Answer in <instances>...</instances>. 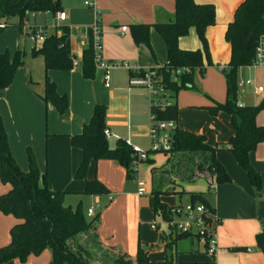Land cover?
<instances>
[{
	"label": "crops",
	"instance_id": "crops-1",
	"mask_svg": "<svg viewBox=\"0 0 264 264\" xmlns=\"http://www.w3.org/2000/svg\"><path fill=\"white\" fill-rule=\"evenodd\" d=\"M243 1L194 0L198 5L210 4L215 8V23L205 33L213 65L205 67L202 73L197 72L194 89L185 90L191 91L192 98L199 102L197 105H191L194 109H209L216 103L224 104L226 102V100L223 101V94L225 98L227 94L224 73L221 68L224 69L227 66L230 60L231 48L225 35L228 25L233 21L235 11ZM86 2L92 4L93 8L87 7ZM175 11V0H86L84 7L70 9V14H66L67 17L63 21L69 22L66 27L70 29L71 51L80 65L68 72H47L48 79L56 84L58 94L68 97V110L60 115L53 105L43 103L39 97L31 95L28 90H24L26 99H20V90L19 92L16 90L15 79L9 89L0 92V112L6 125L5 129L8 134L10 150L13 151L18 145L21 150L26 147L36 150L46 142V144L48 143L49 158L51 157L53 162L57 160L69 170H73L76 166L79 168L83 158L82 151L71 145L70 138L82 132L83 126L91 121L94 108L98 104L107 107L106 130L111 134V138L108 140L109 147L114 149L117 141L122 139L133 148H142L148 116L151 121V93L146 92L145 88L131 87L129 85L131 73L124 67L109 71L108 88H105L104 72L101 70L96 71L93 80H85L82 76L80 61L83 51L88 45L90 29L94 24L99 23L103 34L101 54L105 61L126 62L128 65L141 70L163 66L167 60V46L155 25L173 22ZM59 12H64L62 7ZM46 14L50 13L36 14V16ZM52 16L55 19L56 15ZM136 25L151 26L148 44L135 43L132 28ZM44 27L48 33L49 28ZM59 28L56 27L57 33H59ZM123 28H127L126 31H123ZM179 47L185 51L202 49V43L194 28L190 29L187 36L180 38ZM35 48L40 47L35 46ZM1 53L4 52L1 51ZM35 58L42 59L41 56ZM245 68H240L238 74L243 75ZM19 70L22 71V67ZM257 78L261 79L259 72ZM248 81L252 82L251 85L255 84V80L241 81L239 85L244 84L241 88L251 86L246 85ZM196 87L202 93L203 98L193 94ZM259 87L261 86L255 87L254 94L256 96L250 99L249 103L237 101L239 105H260L264 101V88L262 87V93H257L256 90ZM184 93L187 92L182 94ZM18 96L19 99H17ZM2 101L5 104L7 102L8 114ZM12 103H16V106L14 107ZM23 106L28 107V112L24 122L21 121L24 130V133H21L19 123H17V115L16 113L13 115V109L16 108L20 112L21 118ZM188 112L193 117L202 115L206 121L202 126L194 128L186 126L181 117L179 121L177 120L178 127L184 131L205 136L210 146L215 147L226 144L234 135V129L228 115L218 113L216 117H208L207 112L193 110H181L180 114ZM12 123L15 128L11 127ZM256 123L259 126H264L262 113L257 116ZM109 141H112V143H109ZM15 142L18 145H15ZM47 156L48 154H46ZM217 159L230 175L231 183L212 184L209 187L210 180L199 179L191 184L179 185L175 194L178 196L182 190L186 194V186L197 185L202 180L207 182L205 189L198 192L204 194L219 220L217 229L219 251L217 254H209L205 243L194 236L176 239V235L168 233L165 227H160L158 230L153 229L151 226L157 222V218L160 219L159 214L157 217H154L153 214L152 220L145 218L139 204L141 197L138 196V193L130 190L125 192V188L129 189L127 187L129 178L125 168L117 162L109 160L99 161L97 177L108 188L110 194L102 197L94 196L96 200L91 207L96 208L99 203V208L95 209L97 215L103 210L101 198L105 197L110 202L106 206L107 209L103 217H100L101 224L98 235L101 247L126 253L133 261H135L140 247L147 252L149 259L155 263L173 258L177 264L196 262L264 264V254L257 248L255 243V236L262 231L264 224V143L258 145L257 149L251 152L249 156L252 167L262 178V192L260 195H257L247 173L238 165L231 152L219 151ZM95 178L96 176L91 175L87 180H94ZM134 179L135 177L130 181L136 184ZM85 185L86 183L80 189L82 191L78 192L79 194L84 195ZM10 190V185L3 188L4 194ZM189 202H191V195L188 197L187 203ZM165 204L169 207L184 205L183 203ZM0 215L3 214L0 212ZM12 218L14 219V226L18 221L14 217ZM184 240L188 243L186 247L178 248ZM10 241L11 238L9 237L7 240L3 239V241L0 239V247H4L3 245ZM243 246H250L252 249L246 247L245 254L237 253L235 249ZM51 260V250L47 249L39 256H30L25 262L14 260L10 264H50Z\"/></svg>",
	"mask_w": 264,
	"mask_h": 264
},
{
	"label": "trees",
	"instance_id": "trees-1",
	"mask_svg": "<svg viewBox=\"0 0 264 264\" xmlns=\"http://www.w3.org/2000/svg\"><path fill=\"white\" fill-rule=\"evenodd\" d=\"M176 11L173 22L156 24L155 28L167 46V60L157 68V84L165 90L178 95L181 91L194 88L196 73H202L205 67L213 65L211 60L206 30L215 23L213 5H198L194 0H175ZM61 10L59 0H0V19L19 16L24 19L27 13H50L56 15ZM1 24V23H0ZM23 27V24H20ZM197 31L202 49L185 51L179 47V40L189 34L190 29ZM6 29L0 28V34ZM151 26H133V38L137 44L149 43ZM264 34V0H244L237 8L233 21L228 25L226 41L231 48L230 60L223 69L226 84V102L216 103L208 110L212 115L224 113L231 119L234 135L226 144L215 147L207 143L205 136L196 135L180 129L177 125L178 106L171 103L162 107L151 104L150 115L156 122L176 123L173 131V145L165 153L166 163L152 169L153 214L170 218L171 207L161 202L164 196L176 194L181 184H191L199 179L210 180L211 184L222 185L232 182L224 166L218 161L219 151H229L238 165L247 173L257 195L262 192V178L252 167L249 156L258 145L264 143V126L256 123L258 114L264 111V101L258 106H241L236 99L237 74L240 68L251 67L256 57L260 37ZM33 57L41 56L46 73L48 71L68 72L73 70L76 59L71 51L70 29L59 28V33L49 35L40 48L32 50ZM81 72L85 80H93L97 68L94 63L91 31L88 45L83 51ZM23 66L21 53L6 51L0 54V92L9 89L20 67ZM185 70L179 77L173 71ZM132 75V73H131ZM172 98V97H171ZM40 99L51 104L60 115L69 107L66 95H59L56 84L48 78L45 81V94ZM107 107L98 104L94 108L91 121L83 126L82 132L70 138L71 145L82 151V162L76 177L85 180L84 195L108 196L110 191L96 178L86 179V172L91 161H115L125 168L127 177L134 174L131 163L136 159V152L125 140H118L114 149L108 145L105 137ZM148 158L144 164L152 165L154 160ZM29 170L23 172L12 156L8 134L0 115V181L10 185L11 190L0 196V212L14 217L16 223L10 230L11 241L0 247V264H10L14 260L27 261L30 256H39L49 249L52 253L50 264H177L175 259L168 258L163 262H152L147 252L139 247L135 261L123 252L101 247L98 229L101 224V213L87 218L78 204L76 208L64 204L65 192L53 191L48 186L46 172L37 167L35 157L28 149ZM192 203L209 205L204 194H191ZM173 234V233H172ZM176 239L188 237L175 234ZM87 245L97 246L98 255L84 248L81 240ZM258 249L264 254V224L262 231L255 236ZM98 257V258H97ZM216 264V263H189Z\"/></svg>",
	"mask_w": 264,
	"mask_h": 264
},
{
	"label": "rangeland",
	"instance_id": "rangeland-1",
	"mask_svg": "<svg viewBox=\"0 0 264 264\" xmlns=\"http://www.w3.org/2000/svg\"><path fill=\"white\" fill-rule=\"evenodd\" d=\"M86 0H60L61 7L63 8L64 12L69 15L70 14V9L72 8H80L84 7V2ZM59 13V12H58ZM70 21V19H68ZM0 23L4 24L6 26V29L0 34V52H6L9 51L10 53H15L16 51H19L21 53V61L23 63L22 66V71L18 70L19 72L17 73V78H15V84H16V90H20V99H26V93L24 90H28V92L36 97H43L45 94V81L46 78H49L47 76V73L45 71L44 67V61L43 58H35L31 55L32 50L35 48L34 44L31 42L27 35V28L30 27H44L47 26L48 29V34H54L56 33V27H61V26H66L69 25L67 21H58L54 19V16L51 14H46V15H37L34 13H27L24 17L23 20L19 16H12L8 18H2L0 19ZM23 24V27H20V24ZM115 64H122V62H113ZM126 63V62H123ZM98 70V69H97ZM258 72L261 77V79H258ZM243 75L237 74V89H236V99L237 101H244L245 103H249L256 95L255 93V87L261 86L264 88V68H258L255 66H251L248 68L244 69V72L242 73ZM255 80V84L249 86V87H244L241 88L239 87V83L241 81H246V80ZM258 79V81H257ZM194 80V84H195ZM194 89V88H193ZM189 89V90H193ZM146 92H149L147 89H145ZM183 92H187L182 94ZM191 91H181L180 93L175 94L172 92H166L165 95L167 97H153L151 96V101H160L159 104L161 105H166L168 101L171 103H176L179 111H178V121L179 118L183 119L184 124L190 127H200L204 124L206 119L202 115H197L194 116L190 115V113H183L182 115L180 114L181 110L185 111H197V112H207L208 117H216L217 115H212L208 109L205 108H197L194 109L191 107L192 104L197 105L199 102H196L192 98V93ZM190 93V94H189ZM193 94H196L199 97L203 98L202 93L195 88V91ZM172 97V98H171ZM257 98V97H256ZM19 99V96L17 97ZM16 99V100H17ZM226 98L223 94V101H225ZM3 106L5 107L7 114L9 112L8 110V105L7 102L2 101ZM14 107L16 106V103H12ZM7 105V106H6ZM23 115L21 114L20 118V112L14 108L13 109V115H17V123H19V130L21 133H24V130L21 126V121L24 122V119L26 117V114L28 112V107L23 106ZM262 113V116L264 118V111L260 112L258 115ZM180 114V116H179ZM1 115V112H0ZM2 116V115H1ZM20 118V119H19ZM11 121V120H9ZM6 127V125H5ZM12 128H15V125L12 123ZM150 127H151V121L148 116V121H147V127H146V132H145V137L143 138V143H142V148H140L142 151H149L150 150ZM181 129V128H180ZM45 140V139H44ZM109 143H112V141H109ZM15 145H18V143ZM78 149V148H77ZM35 157V161L37 164V167L41 172H46L47 174V180H48V186L50 189L60 191V192H65L64 196V204L66 206H71L72 208H76L78 204H81V208L84 212V214L87 216V211L89 208H91L96 200L94 196H87V195H82L79 194L78 192L82 191L80 190L84 184L85 180L81 178L76 177V171L78 166H76L73 170H69V168L64 167V165L57 160L53 162V159L50 157L49 158V149H48V143L46 144L43 143L39 146L38 149H30ZM13 158L15 159L16 164L19 166V168L23 172H28L29 170V161H28V148L26 147L25 149H22L19 147H15L13 151H11ZM46 154L48 156L46 157ZM150 158L154 160V164L152 165H145L142 164L141 168V177L145 180H147L148 183V194L144 197H141V200L139 201V204L142 207V214L145 215V218L148 220H152L153 217V197L151 195L152 192V169L154 167H160L163 164L166 163V156L163 153H157V154H150ZM98 163L95 161H91L87 172H86V179H88L91 175L97 177L98 173ZM150 167V169H149ZM99 180V179H98ZM206 181L202 180L197 183V185L194 186H186V194L182 190L181 193H179L180 197L174 195V196H166L161 198V202L167 203V204H179V203H187L189 195L193 193H202L198 192L199 190H204L206 187ZM8 185V184H7ZM5 184H2L0 181V196L4 194L3 188L5 187ZM128 188H125V192H128L129 190L131 192H137V185L135 183H132L129 179V183L127 185ZM206 193V190H205ZM184 194V195H182ZM112 197V196H111ZM101 203L103 205V210L101 211V216L103 217V214L105 213L107 209V205H109V201L107 198L103 197L101 198ZM138 204V203H137ZM118 208V205H117ZM0 239L7 240L8 237H10V230L14 224V219L10 216L6 215H0ZM157 223H161L160 219H156ZM163 226V224H161ZM10 240V239H9ZM187 241H183L182 243L179 244L178 248H184L188 243ZM9 243V242H8ZM7 243V244H8ZM7 244L3 245L6 246ZM81 244L84 248H88L93 254L98 255V250L97 246H92V245H87L86 244V239L83 238L81 240ZM2 247V246H1ZM246 247L252 249L250 246H243L240 248H236L235 250L237 253H242L245 254L244 251ZM217 254V253H216ZM98 258V257H97Z\"/></svg>",
	"mask_w": 264,
	"mask_h": 264
},
{
	"label": "built area",
	"instance_id": "built-area-1",
	"mask_svg": "<svg viewBox=\"0 0 264 264\" xmlns=\"http://www.w3.org/2000/svg\"><path fill=\"white\" fill-rule=\"evenodd\" d=\"M85 5L89 8H93V5L86 2ZM66 13L59 12L56 14V19L58 21H63L66 19ZM0 28H5V25L0 24ZM127 28H123L126 31ZM92 34V46L94 51V63L98 70L104 72V84L105 88L109 87V71L111 69L124 67L132 75L129 78V85L131 87L145 88L147 89L153 97H167L166 92L162 86L157 84V68L150 70H141L140 68L130 66L127 63L115 64L113 62H107L103 59L101 54L102 49V28L99 23L94 24L91 29ZM27 35L31 42L36 47H41L47 37V29L45 27H30L27 28ZM74 67L80 65L79 61H73ZM252 66L258 68H264V34L260 37L258 46L256 49V57ZM221 71L223 69L221 68ZM185 70L173 71L174 77H179ZM252 82L248 81L246 85H251ZM244 84H240L242 87ZM257 93H262L263 88L259 87ZM160 101H152L153 104L159 105ZM171 104L170 101L166 105ZM161 105V104H160ZM164 107L165 105H161ZM154 116H151V127H150V150L142 151L139 148H134L136 152V159L131 163V169L135 177V182L137 185L138 196L143 197L148 194V186L145 179L141 177V168L143 162L147 160L148 154L150 153H168L173 145V131L176 128V123L171 122H156ZM105 137L107 140L111 138V134L108 130H105ZM99 203L96 208H99ZM91 208L87 216L88 218H93L96 216L95 209ZM161 223H153L152 228L158 230L163 224L168 233L184 234L188 236H194L205 243L207 252L211 255H215L218 249V234L217 229L219 225V220L216 218L215 213L207 208L201 203L189 202L184 205H178L171 207L170 218L166 219L162 215H158Z\"/></svg>",
	"mask_w": 264,
	"mask_h": 264
}]
</instances>
